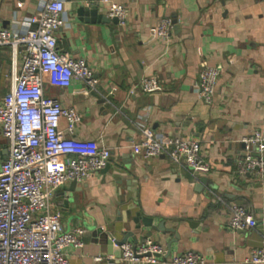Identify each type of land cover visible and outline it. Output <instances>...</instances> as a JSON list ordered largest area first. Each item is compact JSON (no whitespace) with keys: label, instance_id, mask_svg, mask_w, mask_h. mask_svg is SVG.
I'll return each mask as SVG.
<instances>
[{"label":"crops","instance_id":"1","mask_svg":"<svg viewBox=\"0 0 264 264\" xmlns=\"http://www.w3.org/2000/svg\"><path fill=\"white\" fill-rule=\"evenodd\" d=\"M44 1L0 0V26L23 30ZM113 1L126 8L125 26L107 15L108 3L64 0L56 30L59 51L83 57L94 68L96 90L78 79L44 88L80 114L76 138L110 150L107 167L73 185L66 181L52 198L65 229L85 228L83 247L69 249L70 264H130L115 241L146 236L162 243L168 256L192 250L205 256V264H255L248 257L264 237V172L239 176L235 168L241 137L264 123V0ZM80 6H94L110 20L79 16ZM164 16L173 27L161 40L155 28ZM12 55L0 47V99L10 90ZM205 63L220 70L210 104L199 99L195 85ZM149 76L159 89L143 92L138 84ZM143 125L164 140L198 139L210 171L193 175L163 154L143 159L132 149ZM60 126L66 127L64 118ZM5 143L0 134V147ZM239 201L257 219L255 228L227 227L230 207ZM131 211L163 227L135 229ZM124 212L133 235L121 234L120 227L115 237L112 225ZM94 223L106 237L91 228Z\"/></svg>","mask_w":264,"mask_h":264},{"label":"built area","instance_id":"2","mask_svg":"<svg viewBox=\"0 0 264 264\" xmlns=\"http://www.w3.org/2000/svg\"><path fill=\"white\" fill-rule=\"evenodd\" d=\"M106 13L127 23L126 8L113 0ZM64 0H45L28 16L23 30L0 26V47H8L14 59L10 90L0 99V264H70L69 249L84 245L85 228L65 229L52 200L66 181H84L107 164L110 150L93 139H79L74 133L80 114L64 107L56 97L44 92L46 84L66 87L78 79L88 90H96L100 80L83 57L60 52L56 30L62 25ZM173 27L171 17L160 18L155 36L167 39ZM17 56L19 67L17 68ZM219 67L203 64L195 82L199 99L210 104L219 79ZM138 87L143 92L159 89L154 76L144 77ZM66 120V127L60 120ZM242 153L236 159L239 176L264 172V123L241 137ZM143 159L161 154L187 168L193 175L208 173L209 161L198 139L175 135L168 140L151 127L141 126L139 139L132 145ZM227 227L249 230L257 219L244 206L230 207ZM122 260L130 264H205L204 255L186 250L167 255L164 245L150 236L119 244ZM248 261L264 262V237L251 248Z\"/></svg>","mask_w":264,"mask_h":264},{"label":"water","instance_id":"3","mask_svg":"<svg viewBox=\"0 0 264 264\" xmlns=\"http://www.w3.org/2000/svg\"><path fill=\"white\" fill-rule=\"evenodd\" d=\"M77 13L79 14V16H89L88 19H90L91 21H109L110 18H107L106 16H103L101 14H98L97 12V8L94 7V6H80L78 9H77ZM81 18V17H80ZM114 21H117L116 18H113ZM108 166V163L105 165V167ZM203 180V179H202ZM77 181L76 180H73L72 181V185L75 184ZM238 204H241L242 202L239 201V202H236ZM131 214V220L134 222L135 226L134 228L135 229H139L141 228V225L144 227H152V228H162L163 224L162 223H159L158 225H155L153 222H152V218L151 217H148V216H141L140 213L138 211L134 212L131 211L130 212ZM78 217V216H77ZM130 219L127 218V213L124 212V214L122 215L121 213L119 214L118 216V219H117V223H114L112 226H113V235L115 236L116 232L119 231L118 229L121 227V230H120V233H124L125 235H127L126 237H128L129 235H133V232L130 230ZM91 228L95 229V232L97 233H100L103 235H105V237L107 236V233L106 231L104 230L103 226H101V224H97V223H94ZM124 228V230H123ZM109 235V234H108ZM116 237V236H115ZM125 237L122 238V240H116L115 243L117 244H120L121 242L125 241ZM134 240H136V238H134Z\"/></svg>","mask_w":264,"mask_h":264}]
</instances>
